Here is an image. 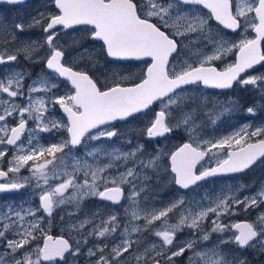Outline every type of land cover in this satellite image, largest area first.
Here are the masks:
<instances>
[{
  "label": "snow or ice",
  "instance_id": "snow-or-ice-1",
  "mask_svg": "<svg viewBox=\"0 0 264 264\" xmlns=\"http://www.w3.org/2000/svg\"><path fill=\"white\" fill-rule=\"evenodd\" d=\"M34 29L41 39H21ZM85 43H99V55ZM21 59L44 70L32 78ZM136 62L138 73L108 74V63ZM257 66L264 0H43L26 21L0 19V195L28 192L0 202V264H177L185 253L187 264H250L240 253L264 255V185L188 195L264 166V124L206 131L240 105L204 89L250 91L261 103L245 112H264ZM132 121L144 143L117 126ZM168 185L177 195L162 203L157 189ZM89 200L99 206L85 209ZM240 213L255 217L234 220Z\"/></svg>",
  "mask_w": 264,
  "mask_h": 264
},
{
  "label": "rangeland",
  "instance_id": "rangeland-1",
  "mask_svg": "<svg viewBox=\"0 0 264 264\" xmlns=\"http://www.w3.org/2000/svg\"><path fill=\"white\" fill-rule=\"evenodd\" d=\"M33 14L34 13H30V11H25V9H22V10L12 9V8H1L0 9V19L4 20L5 22H20L22 20L26 21ZM41 37H42V33L39 30L34 29L31 32H26L21 37V39L31 38V39L39 40V39H41ZM69 39H71V38H69ZM84 47L88 48L89 51L92 52L93 55H99V53H100V47L97 45H92V46L84 45ZM103 65H105V61L100 60L99 65L94 70L97 73L104 72L105 68L103 67ZM107 69L109 70L108 71L109 75H111L112 71L120 72L124 75L138 73L136 70L132 69L130 65H127V64L115 65V64L108 63ZM31 76L33 78L32 74H31ZM26 83H27V81H26ZM204 94L206 96L211 97V99L213 101L218 100L219 102L223 103L226 100L224 98L226 96H223L222 94H219V93H206L205 92ZM232 95L235 98L234 97H231V98L236 100V101H237V99L242 98L241 96H236L235 94H232ZM249 103L250 104L245 102L246 107L251 105L253 103V101L250 100ZM256 103H257V101H256ZM239 105H241V104H239ZM257 106H259V105H257ZM209 107H211V104H209ZM245 123H251L253 126L264 124V112L257 111L256 116L254 118H252V117L248 116V114L245 112V110L241 111V112H237V110H236V111L232 112L231 114L226 115L218 124H216V125L209 124L206 131L208 133H212L215 135H225V134L232 132L235 128L240 127ZM137 126L142 127V124L140 121H132L131 123H127V124L124 123V126L121 127L120 129L123 131H127L130 134V138L133 140V143H136L137 141H139L140 143H144V140L139 136L138 131L133 132V129H137ZM43 140L45 143H47L49 140V136L45 135L43 137ZM171 143L172 144L180 143L179 137H175L171 141ZM147 147L149 148V150H151L152 145L148 144ZM241 183L249 186L246 191H255L259 186L264 185V166L252 168L250 171H248L246 174H244L241 179H238V180H237V177L214 179L211 182L203 184L201 189H199V191L197 193H188V195H196L197 197H199L201 194H203L205 192H219V190L221 188L239 185ZM162 188H163L162 189L163 191L168 192V194L165 195L163 197V199L157 198L158 201H160L162 203L168 202L169 200L173 199L177 195L176 190L171 185H168V186L162 187ZM27 194H28L27 190H21L20 193L3 194V195H0V202L10 201V200H19L24 195H27ZM243 194H245V193H241V195H243ZM98 206H99V203L95 200L86 201L85 205H84L85 209H88V210L89 209L90 210L96 209ZM238 216H245V217L248 216V218L254 219L255 213H252V215H245L243 213H240ZM238 216H236V217H238ZM233 219L235 220V218H233ZM58 231H59L58 228H54V232H58ZM187 233H189V232L187 230H185L184 233H181L178 236V239L184 240V239L189 238L190 234L187 235ZM145 235L147 236V233ZM151 239H152V237L149 236L148 240L151 241ZM217 239H218V237L216 236V234H213L212 239L208 242H205V243L210 246ZM225 248L227 251H234L233 249L230 248V246H225ZM188 255H189V253H187L183 257V260L187 261L186 256H188ZM240 255L246 256L250 262H253V258L256 260H259L258 262H264V255L255 253L251 250L242 252V253H240Z\"/></svg>",
  "mask_w": 264,
  "mask_h": 264
},
{
  "label": "flooded vegetation",
  "instance_id": "flooded-vegetation-1",
  "mask_svg": "<svg viewBox=\"0 0 264 264\" xmlns=\"http://www.w3.org/2000/svg\"><path fill=\"white\" fill-rule=\"evenodd\" d=\"M43 5V0H27V2L24 5H3L0 6L1 8H12V9H25V11H30L32 13H35L37 10L41 9ZM230 36H234V34L229 32ZM84 45H88V46H92L93 44H87L85 43ZM94 45H97L100 47L99 43H96ZM41 64V65H40ZM127 65H130L132 69L136 70L137 72H139V69L141 67H143L142 64L136 62V63H125ZM123 65V64H121ZM18 67L24 68L25 70L29 71L32 75L33 78H35L39 73H41L44 70V65L43 63H39V64H29L28 62L24 61L23 59L20 60ZM259 68V66H257ZM260 71H264V68H259ZM242 89L236 87L232 90H224L223 93H221V90H209V89H204V93H219L222 94L225 99H227L228 97H234L232 94H235L236 96H238L239 93H241ZM245 91V90H244ZM247 93H250V91H245ZM251 96V97H250ZM249 97H247L246 99H244V101L248 104H250V100L252 101H257V104H260L261 101H259L258 96H253L250 95ZM235 98V97H234ZM117 126L119 128L124 126V123L122 122H117ZM162 187L158 188V196L157 198L159 199H163V197L165 195H167V192L163 191L161 189ZM90 210V209H89ZM242 216H238V217H234L235 220H244L243 218H241ZM190 233H187V235H189ZM184 235V234H183ZM181 237V236H180ZM187 253H185L186 255ZM184 257V256H183ZM183 257L177 258V264H187L186 260H183ZM187 258V256H186ZM250 264H264V262H258L256 259L253 262H250Z\"/></svg>",
  "mask_w": 264,
  "mask_h": 264
},
{
  "label": "trees",
  "instance_id": "trees-1",
  "mask_svg": "<svg viewBox=\"0 0 264 264\" xmlns=\"http://www.w3.org/2000/svg\"><path fill=\"white\" fill-rule=\"evenodd\" d=\"M250 95H252V93H247L245 92L244 90L241 91V93L238 94V96H241L243 99H246L247 97H249ZM251 97V96H250ZM240 98L241 102L245 103L244 100ZM246 108V105L245 104H241L240 105V108H238V112H241L243 111L244 109Z\"/></svg>",
  "mask_w": 264,
  "mask_h": 264
},
{
  "label": "water",
  "instance_id": "water-1",
  "mask_svg": "<svg viewBox=\"0 0 264 264\" xmlns=\"http://www.w3.org/2000/svg\"><path fill=\"white\" fill-rule=\"evenodd\" d=\"M238 174H240V173H238ZM233 175H235V174H233ZM231 176V175H230ZM224 177H227V176H224ZM217 178H219V177H217Z\"/></svg>",
  "mask_w": 264,
  "mask_h": 264
}]
</instances>
